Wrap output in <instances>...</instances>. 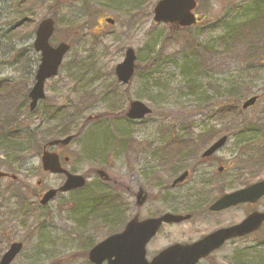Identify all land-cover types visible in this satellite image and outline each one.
Masks as SVG:
<instances>
[{
    "label": "rangeland",
    "instance_id": "1",
    "mask_svg": "<svg viewBox=\"0 0 264 264\" xmlns=\"http://www.w3.org/2000/svg\"><path fill=\"white\" fill-rule=\"evenodd\" d=\"M20 1L0 0V93H7L3 90L5 86L20 84L29 90L32 87L40 61V54L33 46L35 30L41 20L50 16L56 21L51 42H69L71 49L64 58L59 74L46 82V98L39 106L44 109L47 105L58 107L68 103L76 98L74 88L79 85L103 90L113 84L117 90L115 94L108 92L100 96L101 102L89 108L90 115H109L107 119L96 122L109 134V144L102 149L105 151L90 154L86 146L87 138L94 147L105 138L100 127L91 132L96 123L89 124L63 151L54 149L70 157L69 162L65 163L69 170L87 178L84 188L58 193L48 204L42 205V194L61 186L65 177L44 172L40 156L36 155L34 149L28 153H17L22 156L13 154L15 167L9 169L19 179L0 178V259L12 243L21 242L22 250L12 264H92L82 252L97 244L109 229H98L87 242L83 238L85 234L75 226L78 219L83 220L92 211L87 199L102 195H117L121 203L118 200L112 203L116 209L120 210L121 204L125 209L123 213L127 218L117 232L136 214L145 219L167 211L197 212V217L191 221L163 225L147 246L148 259L173 243H191L217 228L243 220L249 209L247 206L209 215L204 205L215 198L220 187L228 192L240 188L244 184L242 179L257 172L258 163L253 164L248 160L250 150L247 153V150L240 149L239 144L264 140V128L253 123L263 122L264 117V64L250 67L217 56L213 67L196 74L194 67L188 65L191 55L186 51L192 42L220 51L223 48L220 36L225 31L226 23L231 25L243 14L251 13L250 0H199L201 7L196 13L202 19L198 24L175 29L168 24L154 22L152 9L149 16L140 14V11L136 13L141 4L145 3V7L149 5L148 2L155 4L158 0H144L143 3L137 0H106L105 4L96 0H48L47 5L24 13L18 10ZM86 2H89L91 12L84 7ZM88 13L93 15L90 23H87ZM107 19L114 22L109 23ZM26 21L35 24L33 31L27 29L20 37H7L12 35L14 29L24 27ZM129 47L135 49L137 64L143 68L152 60L153 64L146 70L140 68L129 84H123L116 78L115 67L123 61ZM92 62L98 72L86 73L83 77V68ZM193 80L197 87L191 88ZM154 83L155 87H152ZM238 83L252 86L250 93L246 92L238 104L227 97L224 100L218 98L217 91L226 92ZM4 95H0V100L21 99L19 95L7 98ZM253 95H260V98L248 109H243L242 101ZM206 96H213L216 107L199 105L198 102ZM108 100L118 104L107 107L110 104ZM131 100L144 102L152 113L138 121L128 119L125 112ZM225 103L242 108L243 113H220L218 110ZM107 109L113 110L114 114L104 112ZM241 116L243 123L248 125L243 128L244 135L241 130L235 129ZM47 120L54 123L48 114L29 111L28 115H24L23 126L31 125L43 132L48 126ZM231 126V133L227 134ZM224 135L228 136V141L218 150L216 161L226 168L228 162L234 161L231 172L222 176L216 174L211 178L215 167L205 165L204 169L210 176L205 173L204 179H199L198 183L190 182L189 186L173 188V170L181 164L183 156L178 151L179 147L191 150L188 151L190 158L195 159H190L192 164L198 160L197 155L200 158L209 146ZM167 143L169 145L165 147ZM124 144L127 148L123 147ZM105 145V142L102 143L101 148ZM0 151V171H7L10 161L5 155L7 150L0 146ZM155 151L161 156L160 159H154ZM241 168H244L241 172L243 178L236 181L234 174L237 175ZM98 170L106 171L109 180L98 175ZM208 178L211 182L205 183ZM251 179H264V171L256 173ZM216 181L221 185H213ZM140 188L146 192L147 199L143 206L137 207L136 194ZM256 205L258 210H264V198ZM113 212L107 215L108 220L116 217ZM80 234L84 236L80 237ZM198 264H264V226L252 235L226 242Z\"/></svg>",
    "mask_w": 264,
    "mask_h": 264
},
{
    "label": "trees",
    "instance_id": "2",
    "mask_svg": "<svg viewBox=\"0 0 264 264\" xmlns=\"http://www.w3.org/2000/svg\"><path fill=\"white\" fill-rule=\"evenodd\" d=\"M96 1L97 3H104V4L107 3L106 0H96ZM108 1L114 2L112 0H108ZM137 2L143 3L144 0H137ZM115 3L120 4V2H115ZM47 4H48V0H21L18 3V10L21 11V13L29 12L33 8L43 7L44 5ZM148 4L149 5L145 7H143L145 3L141 4V6H139V8L137 9L136 13L140 11L139 12L140 14L146 13L149 16L151 13V9L153 10L155 4L150 2H148ZM84 7L88 12L92 11L90 10L91 7L89 6V2H86V5ZM200 7H201V3L198 0L197 9H200ZM249 7L252 8L251 13L243 14L241 19H235L234 23H232L231 25H228V23H226L225 31L220 36V40L223 44V48L220 51H217L208 45L200 44L198 42L196 43L192 42V44L190 43V45L187 46L188 51H186V53H190L191 55L190 60L188 61V63H190L191 65L190 64L188 65L190 67L192 66L194 67L193 70L196 74L202 73L203 69L213 67L215 57L217 56H221L222 59H228L250 67H256V66L260 67L264 64V0H250ZM54 16H56L55 13ZM92 17H93L92 13H88L87 23H90ZM201 19L202 18L200 17V20ZM169 26L174 29L178 28L174 25H169ZM34 28H35V24L27 22L24 27H22L20 30L14 29L12 31L13 32L12 35L7 37L9 39H13V37L17 38L22 36L23 32H26L27 29H29V32H31L33 31ZM168 38H170V36H168ZM151 64H153V60L147 66L145 65L144 68L139 64H137V70L135 72V75L138 73V70L140 68L143 70L149 69ZM95 68L96 67L94 62H92L89 66L86 65V67L83 68V72H82L83 77L86 75V73L88 75L89 73L93 74L94 71L98 72V70H95ZM187 68L189 69V67ZM115 86L116 85L110 84L107 87H105L103 90H98L93 86L79 85V87L74 88V90L77 92L76 98L69 100V102L66 104L59 105L58 107H55L53 105H47L44 109H42L38 105L37 108L32 112L36 113L37 111H39L44 114H48V116H50V119L51 118L54 119V123H49L47 120L48 126L46 129L43 130V132H39L38 128L35 127L32 128L31 125L23 126L24 115H28L30 111V108L29 107H28L29 109L27 108V102L29 101V89H26L23 85L20 84L12 87L8 86V88L7 86H5V89L3 90L5 92L7 91V93L6 94L0 93V95L5 94L4 95L5 98L9 96L16 97V95H19V97H21L19 101H16L14 99L0 100V146H2L3 149L7 150V152H5V155H8L7 158L10 160L9 165L7 166L8 169L7 172H10L9 168L10 167L13 168L14 166L13 154H16V157L22 156L17 153H21V154L28 153L29 150L34 149L36 155L40 156L43 147H45L49 141L57 139L60 136H64V135L66 136L69 134H76V138H77L89 124L96 123L100 121V119H107L106 116L109 115L108 114L106 115L105 113H103V115H90L89 112L91 111L89 108L92 107L95 103L101 102L102 98L100 96L108 92L115 94L117 90ZM152 87H155V83L152 85ZM194 87H197V85L193 80V84L191 85V88ZM251 87L252 86H250V84L238 83L236 85H232L231 87H229L226 92L221 93L217 91V95L218 98L220 97L219 98L220 100H224L227 97L229 101L233 100L238 104L240 99L244 98L246 92L250 93L249 90L251 89ZM223 94H227V95H223ZM44 101L45 100H43V102ZM110 102L112 101L108 100V103ZM243 102L244 100L242 101V103ZM25 103L26 106L24 107ZM198 103L199 105L202 106L204 105L206 107H210V106L216 107V105L214 104L215 101L213 99V96L212 97L206 96L205 99H202ZM226 103L225 106L222 105L218 110L220 113L233 114L240 112L242 110V108L240 109V107L235 108L232 104L228 105ZM117 104L118 102L113 101V103H110L107 107ZM104 112H109V114H114L113 113L114 111L111 109H107ZM240 113H243V111H241ZM78 120H82V122L81 121L78 122ZM242 120H244L242 116L238 118V121L235 124L236 126L235 129L237 130L238 128L239 130H241V134L244 135L245 133L243 132V128H245L248 125L244 124L243 123L244 121ZM253 123L263 129L264 117H263V122L261 123L253 122ZM99 127L102 135L105 138L103 139V141L99 142V145L97 146L95 145V147L94 145H92V143L89 141L88 138L86 139V142L88 141V144L86 146L90 154H98L101 151L102 152L105 151L102 149H104L109 144V134L108 132L106 133L105 130H103L100 124L96 123V125L91 130V132ZM230 128H232V126L229 127V130L226 132L227 134L231 133ZM121 129H123V126H121ZM126 132L127 130L124 133ZM233 133L235 134V131ZM89 136L90 135H88V137ZM126 141L127 138H125V142ZM104 142L106 145L103 148H101L102 143ZM257 144H259L260 146L258 145L257 147ZM168 145L169 144L167 143L164 146L167 147ZM239 145H240V149L247 150V153L250 150L248 153V157H250L248 160H250V162H252L253 164L258 163L257 172L253 173V175L247 179L246 178L242 179L243 174H241V172H243L244 168H241L238 171L236 181H240L242 179L244 181V184L242 185H247L254 182L251 181L252 180L251 178H253L256 175V173H263L264 171V140L262 142L258 140V143H256V140H252V142L250 141L245 143L241 142ZM98 146L100 148H98ZM123 147L127 148V145L124 144ZM187 150L188 149L186 148L179 147L178 151H180L181 154H184L188 152ZM157 153H158L157 151L154 152V159L156 158L160 159L161 156H159ZM163 154L164 153H161V155ZM23 156H25V154ZM165 158L166 156H164V159ZM151 175L152 174H150V176ZM218 182L219 181H216V183H214L213 185L220 186L221 182L220 183ZM205 183H209V182L205 181ZM116 200H118V202L121 203V200L119 201L117 195H113V194L108 196L102 195L101 197H96L94 199L92 197L88 198L87 203L91 205L92 211L87 216H85L83 220H79V219L77 220V225L75 227L79 232L85 234V237H83L84 236L83 234H80L79 236L83 237L87 242H89L90 238L92 239L93 234L98 229H102V228L109 229L108 234L106 233L105 236L115 233L119 229H121L127 217L123 213L125 209L122 206V204L120 205L121 206L120 210L116 209V206H114L113 203ZM113 210H114L113 213H115L116 217L113 218V220H108L107 215ZM86 234L89 235L86 236ZM89 250L85 249L82 252V254H84L85 257H87Z\"/></svg>",
    "mask_w": 264,
    "mask_h": 264
},
{
    "label": "water",
    "instance_id": "3",
    "mask_svg": "<svg viewBox=\"0 0 264 264\" xmlns=\"http://www.w3.org/2000/svg\"><path fill=\"white\" fill-rule=\"evenodd\" d=\"M197 0H159L153 9V21L156 23L172 24L178 27H189L197 23L195 14ZM113 23L112 19H107ZM55 31V20L52 17L44 18L35 31L34 49L41 54L40 64L35 74L34 84L29 92L30 110L37 107L39 101L45 99V83L59 73L65 56L70 50L68 42H60L53 46L50 42ZM136 52L132 47L127 48L122 62L115 67V74L119 82L130 83L136 70ZM258 100V96H252L244 101L242 108L248 109ZM151 108L144 102L133 100L130 103L127 116L133 120L143 119L151 114ZM74 135H69L64 139H56L48 143L49 147L57 145L66 146ZM227 141V136H223L216 141L203 156H209L220 149ZM42 167L45 172L52 174H64L66 180L58 189L46 191L41 199L42 205L48 204L57 195V192H69L82 188L86 184V178L80 174H74L64 168L60 161V156L56 152H51L47 148L41 157ZM101 177L108 179L104 170L98 171ZM183 174L177 181L186 177ZM6 176V173H0ZM264 196V179L257 181L247 187L234 192L224 194L216 200L210 207L212 211H220L240 203H256ZM146 193L140 189L137 194V204L143 205L146 201ZM191 217L190 214L180 215L165 213L158 217H150L139 220V216H134L118 233L112 234L96 244L89 252L88 258L93 264H197L200 260L208 257L211 253L222 247L226 241L242 237L258 230L264 223V212L254 211L250 213L239 224L220 228L201 239L188 244L176 243L170 245L151 260L146 257V247L156 236L161 226L171 223H180ZM21 242L12 243L9 250L0 259V264H11L19 252L22 250Z\"/></svg>",
    "mask_w": 264,
    "mask_h": 264
},
{
    "label": "flooded vegetation",
    "instance_id": "4",
    "mask_svg": "<svg viewBox=\"0 0 264 264\" xmlns=\"http://www.w3.org/2000/svg\"><path fill=\"white\" fill-rule=\"evenodd\" d=\"M68 146V145H67ZM67 146H61V145H57V146H54L52 148H50L49 150L51 152H57L60 156V161L62 163L66 162L69 160L70 157L68 156H64L62 154H60L61 152L60 151H54V149H61L62 151L64 150V148H66ZM182 146H185L184 144H182ZM44 148L42 149V151H44ZM188 149V148H186ZM187 151H191L190 149H188ZM218 153V151H215L213 154L209 155V156H204L203 157V154L201 155V157L199 158L198 155L196 156V158L198 160H196V162H193L192 164H190V162L192 160H195L193 158H190L191 156L189 155V152H186L183 154L182 156V160H181V164L176 166L173 170V178H172V183H171V186L173 188H180V187H183V186H186L188 185L189 186V183L190 182H197L198 183V180L201 179V181L204 179V175L205 173H207L209 176L211 175L210 173H208V171L206 169H204V166L205 165H210L212 167H215V172H214V175L211 177V178H214V176L216 174H220L221 176L224 175L225 173H228V172H231V169L233 167V162L234 161H230L228 162V168H226V166H224L222 163H217L216 160L217 159V156L216 154ZM154 154V153H153ZM195 156V155H194ZM192 159V160H190ZM187 163V164H186ZM187 174L186 177L180 181H177L175 182L176 180H178L183 174ZM234 176H237L236 174H234ZM210 178L206 179L205 181L206 182H211L209 180ZM200 181V182H201ZM251 184V183H250ZM249 185V184H247ZM247 185H242V187L244 186H247ZM191 188L193 189L194 186L192 185ZM241 188V187H240ZM202 187H201V192H202ZM220 190L222 191H219V193H217V195L215 196V198L213 200H211L210 202H206L204 206H207V213L206 214H209V215H212V214H219V213H223V212H227L228 210H231L232 208H236V207H239V206H247L249 207L248 211H247V214L246 216H248L250 213H252L253 211L255 210H258L256 208V204L259 203V201L261 200H258L256 203H251V202H246V203H240L236 206H232V207H229V208H226V209H223V210H220V211H211L210 210V205H212L214 203V201H216L219 197L223 196L226 192L228 191H224L223 189L225 188H219ZM238 188H235V189H231V191H234V190H237ZM199 193V192H198ZM197 193V194H198ZM264 198V197H263ZM262 198V199H263ZM263 211V210H262ZM174 213H182V212H177V211H173ZM245 216V217H246ZM197 217V212H193L191 213V217L189 219H187V221H191L193 220L194 218ZM244 217V218H245ZM181 224V223H179ZM232 225V224H231ZM259 232V231H258ZM244 238V237H243ZM241 239V238H239Z\"/></svg>",
    "mask_w": 264,
    "mask_h": 264
},
{
    "label": "bare ground",
    "instance_id": "5",
    "mask_svg": "<svg viewBox=\"0 0 264 264\" xmlns=\"http://www.w3.org/2000/svg\"><path fill=\"white\" fill-rule=\"evenodd\" d=\"M66 137H67V136H65V135H64V136H60L59 139H64V138H66Z\"/></svg>",
    "mask_w": 264,
    "mask_h": 264
}]
</instances>
